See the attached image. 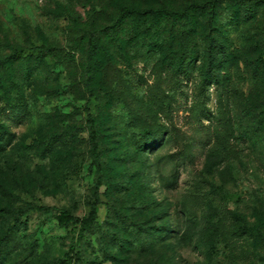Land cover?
Segmentation results:
<instances>
[{
	"label": "rangeland",
	"instance_id": "1",
	"mask_svg": "<svg viewBox=\"0 0 264 264\" xmlns=\"http://www.w3.org/2000/svg\"><path fill=\"white\" fill-rule=\"evenodd\" d=\"M210 1L213 72L206 9L120 17ZM259 218L264 6L0 0V264H264Z\"/></svg>",
	"mask_w": 264,
	"mask_h": 264
},
{
	"label": "trees",
	"instance_id": "2",
	"mask_svg": "<svg viewBox=\"0 0 264 264\" xmlns=\"http://www.w3.org/2000/svg\"><path fill=\"white\" fill-rule=\"evenodd\" d=\"M231 4H239V5H247V6H253L256 8H262L264 6V0H227ZM207 10V19H208V28L209 33L207 34V45L205 48V54L207 58L208 63V70L210 72H213L214 66L219 62L220 58L223 57L226 53L224 51V48L219 44L218 40L214 37L212 34V23L215 21L217 16V1H210L205 4H190L186 6L181 11H171L164 7L159 8H146V9H137V8H123L120 12V17L126 15L134 17L137 20H147V19H160V18H173V19H179V20H185L189 22V13L192 12H201L203 10ZM101 52V49L96 41L95 38L90 37L88 40V58L90 60H93L94 58L99 55ZM157 135H161L160 132H157L156 130H146V136L147 139H151ZM153 144V143H152ZM153 149V146L149 148V152ZM172 158H174L172 156ZM161 185L164 189L168 191H173L177 188L178 184V175L177 171L173 172L169 178L166 180L163 179L162 176H160ZM225 214H229L225 212ZM224 213L220 214V217L225 216ZM232 217V220L235 222L244 223V218L238 214V213H230L229 214ZM67 217V216H66ZM96 217V205L93 203L90 206V212L89 216L86 220L82 221V223L85 224H91ZM70 218H67L69 220ZM238 233H240L242 236H247L249 233H253L254 237H256L259 240H264V234L262 233V227L260 223V218L257 221V225L254 228H250L247 224L238 226L237 228ZM2 244V243H1Z\"/></svg>",
	"mask_w": 264,
	"mask_h": 264
}]
</instances>
